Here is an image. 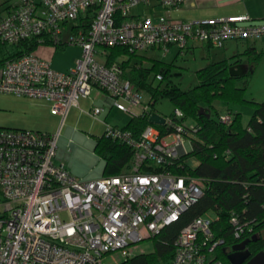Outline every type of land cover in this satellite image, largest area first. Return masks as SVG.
<instances>
[{"label":"built area","instance_id":"obj_1","mask_svg":"<svg viewBox=\"0 0 264 264\" xmlns=\"http://www.w3.org/2000/svg\"><path fill=\"white\" fill-rule=\"evenodd\" d=\"M182 1L0 0L2 42L14 45L35 38L39 46L47 41L81 50L66 72L34 53L6 61L0 66V93L46 101L60 127L93 89L105 92L130 118L147 115L150 102H143L142 93L123 77L116 62L106 63L109 48L124 47L131 54L156 48L168 52L170 47L182 52L197 43L222 48L227 41L264 39V23L248 15L176 21L133 14V9L155 2L172 9ZM81 16L82 24L90 21L88 30L76 25ZM125 104L143 108L136 114ZM81 112L105 125L107 139L132 149L130 169L83 181L55 162L59 133L0 127V264H105L111 253L125 261L139 242L177 222L202 197L200 178L172 171L174 166L182 168L176 161L191 151L188 135L197 131V126L184 124L180 109L163 117L167 135L150 125L139 138L105 123L102 107ZM233 118L226 112L219 121L229 125ZM208 215L181 230L171 264H223L216 256L223 241L213 239L215 216ZM230 223L234 237L240 238L247 224L237 216Z\"/></svg>","mask_w":264,"mask_h":264},{"label":"trees","instance_id":"obj_2","mask_svg":"<svg viewBox=\"0 0 264 264\" xmlns=\"http://www.w3.org/2000/svg\"><path fill=\"white\" fill-rule=\"evenodd\" d=\"M82 19V16L78 19V26L86 30L90 21L82 24ZM85 19L90 17L86 16ZM45 45L52 44L46 41ZM38 47L35 38L14 45L0 40V66L8 60L34 53ZM106 57L107 64L116 62L123 70V77L150 97L149 113L130 118L122 128L129 130L135 138H139L150 125L158 129L161 136L167 135L164 125L152 124L149 118L155 113L154 103L160 99L169 100L174 108L182 111L183 122L191 119L197 126V131L188 135L191 151L176 161V164H182V168L174 166L172 171L203 181V195L199 201L184 212L177 222L151 238L154 241L153 251L134 254L120 264H171L175 255L174 244L181 230L195 218L209 212L215 216L211 226L213 239L223 241L216 248V256L223 264H230L228 255L243 242H246L245 249L251 256L264 250V101L254 103L244 98L252 71L233 75L228 60L209 63L195 72L197 83L183 90L169 79V65L160 66L155 62L146 68L142 65L143 57L129 53L124 47L109 48ZM260 57L261 54L253 55L250 63L256 65ZM135 59L138 63L132 64ZM153 70H158L156 75H161L160 80L156 76L160 83L157 86L150 79ZM214 102L252 104L254 112L246 127L242 125L239 113H232L233 121L225 125L215 120L220 115L213 106ZM94 152L104 162L103 177L116 176L130 169L133 151L122 143L102 136L97 139ZM191 158L198 160L195 169L188 165ZM232 216H237L241 224H247L238 239L233 235Z\"/></svg>","mask_w":264,"mask_h":264},{"label":"rangeland","instance_id":"obj_3","mask_svg":"<svg viewBox=\"0 0 264 264\" xmlns=\"http://www.w3.org/2000/svg\"><path fill=\"white\" fill-rule=\"evenodd\" d=\"M133 14L142 17L147 16L150 12L148 7L140 6L133 9ZM151 16L155 19L165 16V13L156 11L151 13ZM76 25H78V23H76ZM67 28H71V23H68ZM64 37H66V35H64ZM39 47L40 48H38L34 54L37 57L48 60L42 57L39 52L41 48L47 46L40 45ZM65 47V51L57 52L55 60L59 59L66 65L72 63V61L77 58L80 50L78 47L74 46ZM188 48L182 52L176 47H170L168 52L156 48L148 50L145 53L137 54V57H143L142 65L146 68H150L155 62L159 63L160 66H171V75L169 79L181 89L188 90L197 83L195 72L205 67L207 64L214 62L216 60L215 54L219 51L218 49H221L213 48V50H210V53H208L207 50L200 47ZM136 61L138 63V60L135 59L132 64ZM253 65L254 64L245 65L246 70H251L252 74L248 80L244 98L249 102L261 103L264 101V61H259L254 65V70L251 69ZM157 72L158 70H153L150 74V79L153 81L154 86L160 84L159 81L156 80ZM164 83H166V80ZM141 93L144 103L150 100L146 93ZM125 105L127 106V104ZM225 106L227 107L228 105ZM229 106L233 112L240 114L241 123L246 127L254 112V106L252 104H229ZM127 107L130 111L137 114L142 111L143 105ZM153 108L163 116L171 115L174 110V106L167 99L158 100L154 103ZM47 111L44 104L40 105V102L37 100L0 93L1 128L30 129L51 135L59 133L55 162L63 163L73 176L83 181L102 178L104 163L94 152V148L97 139L102 136L103 126L94 122L86 114H82L78 111L77 114L73 113L69 115L64 125L60 127V119ZM129 118V114L119 112L112 115L108 123L122 127L128 123ZM215 120L219 121V117H215ZM94 123L96 124L92 127L91 125ZM187 123L191 124L192 121H188ZM188 165L192 169H195L198 166V160L196 158H191L188 160ZM207 214H209L208 216H210V218L214 217L212 212ZM153 249L154 241L151 238H147L137 244L134 254L151 253ZM123 260L124 258L119 253H111L105 257L104 263L120 264Z\"/></svg>","mask_w":264,"mask_h":264},{"label":"crops","instance_id":"obj_4","mask_svg":"<svg viewBox=\"0 0 264 264\" xmlns=\"http://www.w3.org/2000/svg\"><path fill=\"white\" fill-rule=\"evenodd\" d=\"M148 8L150 12V14L148 15H151V13H154L156 11H161L162 13H165L166 17L171 18L172 20H176V21H195L199 19L218 18V17L230 16V15H248L249 17L253 19V21L257 23H264V0H183L182 3L178 7H175L172 9L163 8L159 2L153 3ZM43 46H47V47H43L40 49L39 51L40 55L48 59L51 63V66L55 70H58L61 72L68 71L70 68L74 66L76 60L80 58L81 50L79 49L80 52L77 58H75L72 61V63L65 65L61 62V60L59 59L55 60V56L57 55V52L65 51L66 49L65 46L62 47L61 49H57L53 45H43ZM51 47H54V48H51ZM194 47H200L202 49H205L207 50L208 53H210V50H213V48H215V47H212L208 43H197V44L190 45L188 49L194 48ZM218 50L219 51L221 50L220 51L221 53L218 51L217 52L218 54L217 53L215 54L216 60L214 62L228 60L229 64L232 65L230 69L232 70L233 75H243L247 72H250L251 70L250 71L246 70L245 65L247 64L251 65L250 57H253V55L261 54L259 61H262V62L264 61V39L259 40V41H254V42L253 41H227L224 44V46ZM214 62H211V63H214ZM37 101L40 102V105L44 104V106L48 110L47 112L51 113L49 104L46 101L44 100H37ZM225 105H228V106L226 107ZM213 106L218 111L219 115L228 112V110L232 111L229 104H225L222 102H214ZM93 107H102L104 109V112L101 114V117L102 119H104L105 123L107 124H109L108 120L112 117V115L120 112L113 106L110 97L105 92L98 90V89H93L91 96L88 98H81L79 100V108L71 109L69 115H72L73 113L77 114L78 111L82 113L81 110H89ZM155 113L160 115L161 117H164L162 114H159L156 111ZM129 121H130V118H129ZM188 121H192V123L188 124L187 123ZM94 122H97V121H94ZM97 123L103 126L102 136H104L105 125L100 122H97ZM95 124L96 123H94L91 126L93 127L95 126ZM184 124L186 126L196 125V123L191 119H187L184 122ZM112 126L120 127L118 125H113V124Z\"/></svg>","mask_w":264,"mask_h":264},{"label":"water","instance_id":"obj_5","mask_svg":"<svg viewBox=\"0 0 264 264\" xmlns=\"http://www.w3.org/2000/svg\"><path fill=\"white\" fill-rule=\"evenodd\" d=\"M149 121L155 125L165 124L164 118L156 113H153L150 116ZM245 246L246 242H243L233 248L234 252L228 255V261L230 264H264V250L251 256L250 252L245 249Z\"/></svg>","mask_w":264,"mask_h":264}]
</instances>
